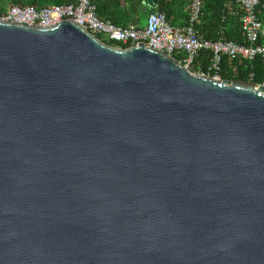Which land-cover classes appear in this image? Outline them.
<instances>
[{
	"label": "water",
	"instance_id": "obj_1",
	"mask_svg": "<svg viewBox=\"0 0 264 264\" xmlns=\"http://www.w3.org/2000/svg\"><path fill=\"white\" fill-rule=\"evenodd\" d=\"M0 264H264V87L0 20Z\"/></svg>",
	"mask_w": 264,
	"mask_h": 264
},
{
	"label": "built area",
	"instance_id": "obj_2",
	"mask_svg": "<svg viewBox=\"0 0 264 264\" xmlns=\"http://www.w3.org/2000/svg\"><path fill=\"white\" fill-rule=\"evenodd\" d=\"M95 1L75 0L74 4L43 8L12 6L0 16V20L41 27L71 20L100 39L104 37L126 47L144 44L171 57L182 54L183 58L178 62L189 68L198 52L204 50L211 55L205 74L209 76V73H213L212 77L215 79H220L218 73L221 71L223 56L248 62L256 57L264 60V19H261L257 12L259 0H234L240 11L242 43L228 40L211 41L198 37L195 27L200 19L204 0H189L187 22L181 27L171 26L165 14L159 10L149 13L144 24L115 26L97 16ZM257 85L264 87V81Z\"/></svg>",
	"mask_w": 264,
	"mask_h": 264
},
{
	"label": "trees",
	"instance_id": "obj_3",
	"mask_svg": "<svg viewBox=\"0 0 264 264\" xmlns=\"http://www.w3.org/2000/svg\"><path fill=\"white\" fill-rule=\"evenodd\" d=\"M12 6H33L43 8L53 5L74 4L75 0H9ZM97 16L111 22L115 26L126 27L128 22L126 14L138 16L142 9L157 6L159 11L167 14V10L178 6L180 9L187 6L186 0H96ZM127 4V6H125ZM11 6V7H12ZM257 12L261 19H264V0H259ZM2 15V11H0ZM240 11L234 0H204L201 16L196 25V32L199 38L206 40H228L242 43V36L239 23ZM134 22L133 24H136ZM102 40V39H101ZM113 46L126 47L116 42L102 40ZM210 53L200 50L193 60L190 68L198 73L206 71L210 60ZM176 61L183 58L182 54L173 55ZM250 74L252 77L250 78ZM221 80L247 82L251 80L254 84H261L264 81V60L256 57L248 62L244 60H231L227 56L221 59V71L218 73ZM212 77L213 73H209Z\"/></svg>",
	"mask_w": 264,
	"mask_h": 264
},
{
	"label": "crops",
	"instance_id": "obj_4",
	"mask_svg": "<svg viewBox=\"0 0 264 264\" xmlns=\"http://www.w3.org/2000/svg\"><path fill=\"white\" fill-rule=\"evenodd\" d=\"M187 3H189V0H186ZM127 6V4H125ZM154 10L157 9V6L148 7L147 9H142L138 16H132L131 14H126L125 19L128 22V25L133 24L134 22H137L139 24H144L145 18L149 13H151ZM162 12V11H161ZM164 13V12H163ZM167 14H165L168 23L173 27H181L186 24L187 22V16H188V5L184 8H179L178 6H174L171 9H168Z\"/></svg>",
	"mask_w": 264,
	"mask_h": 264
},
{
	"label": "rangeland",
	"instance_id": "obj_5",
	"mask_svg": "<svg viewBox=\"0 0 264 264\" xmlns=\"http://www.w3.org/2000/svg\"><path fill=\"white\" fill-rule=\"evenodd\" d=\"M12 4L9 0H0V11H2V14L6 12L8 8H10ZM1 16V15H0ZM102 40H106L104 37H101Z\"/></svg>",
	"mask_w": 264,
	"mask_h": 264
}]
</instances>
